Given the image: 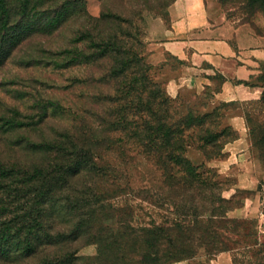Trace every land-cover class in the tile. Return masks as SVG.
I'll list each match as a JSON object with an SVG mask.
<instances>
[{
	"label": "rangeland",
	"instance_id": "rangeland-1",
	"mask_svg": "<svg viewBox=\"0 0 264 264\" xmlns=\"http://www.w3.org/2000/svg\"><path fill=\"white\" fill-rule=\"evenodd\" d=\"M168 1L84 0V4L87 14L92 17L99 16L101 12H111L130 18L132 26L122 23L119 28L115 25L112 31L122 39H127L124 34L128 32L135 34L136 41L141 44L135 48L145 54L147 42L155 35L154 31L158 33L169 25ZM5 2L8 8L14 9L22 0ZM62 2L31 0L29 10L32 8L33 13H38ZM205 5L210 22L220 26L225 35L242 29L264 39V0H205ZM18 18L11 15L9 24ZM6 20V17L0 16V25L5 24ZM82 28V18L71 19L51 35L29 36L6 57L0 56V163L11 167L15 163L32 162L27 154L10 144L20 137L40 142L66 129L77 135L89 134L98 140L94 149L101 153L98 163L105 167L108 175L105 177L107 183L103 184L106 192L101 193L113 207L108 211L114 217L113 222H127L135 228H170L166 231L170 232L171 250L175 254L169 264H215L217 255L231 249L233 264H264V242H259L253 235L256 230L264 231L259 220L260 212H264V178L256 190L234 188L235 172L221 169L227 166L221 162L228 156L224 149L220 152L222 141L227 138L223 136L217 142V148L211 145L202 148L199 142L191 141L185 145L183 156L193 165L203 164L216 173L209 178L210 175L205 176L206 183L216 184V188L204 192L188 189L192 181H181L182 174H175L168 167L157 164L152 156H147L140 147L127 141L120 129L112 132L109 123L115 120V114L112 115L115 104L107 100L113 96L114 90L111 84L96 83L92 79L106 72L107 61L66 69L54 68V65L72 61L71 57L86 47L84 43L74 49L71 43ZM3 32L0 26V44L2 37L7 35L3 36ZM3 43L7 50L13 44L10 37ZM43 50H66V53L51 57ZM48 63L52 64L47 67ZM167 63L172 67L177 66L173 59H168ZM149 64L151 77L176 101L175 107L170 110L174 119L184 115L187 108L196 116L217 105L212 100L222 82L217 74H209L211 86L196 92L185 87L170 88L168 83L172 74L159 65ZM263 73L264 70L258 76ZM258 76L247 84L261 88ZM74 81L76 83L73 85ZM261 93L258 99L245 101L243 108L248 139L253 147L251 157L256 161H264V97ZM46 101L56 103L61 108L67 106L68 113L49 117L35 126L40 116L39 106ZM220 103L224 113H230L238 104ZM221 111L216 110L213 126H209L212 134L218 133L216 131L224 122L228 123L225 117L220 124ZM14 124L27 127L14 130ZM216 151L221 155L211 158ZM110 172L115 175L113 179ZM248 198L253 199L248 216H233L231 212L243 207ZM137 245L133 250L135 254L138 252ZM96 252L95 245H79L76 256L80 262L87 261Z\"/></svg>",
	"mask_w": 264,
	"mask_h": 264
},
{
	"label": "trees",
	"instance_id": "trees-1",
	"mask_svg": "<svg viewBox=\"0 0 264 264\" xmlns=\"http://www.w3.org/2000/svg\"><path fill=\"white\" fill-rule=\"evenodd\" d=\"M30 2L22 0L13 9L0 0V16L7 19L0 25L3 36L7 34L2 37L0 56L6 57L29 36L51 35L69 20L82 18L83 28L71 43L74 49L78 44L86 43V47L78 50L72 61L53 64L54 68L107 61L106 72L92 79L111 84L114 90L107 100L115 104L112 113L115 120L109 123L110 130L120 129L127 141L152 156L157 164L182 174L181 181H192L188 189L204 192L216 188V184L206 183L205 177L214 176L215 171L203 164L193 165L182 152L189 141L199 142L202 148L206 145L217 148V142L226 136L222 152L226 143L238 137L237 131L224 122L222 103L196 116L187 108L184 115L174 119L170 110L176 101L151 77L146 53L135 48L141 45L136 35L128 32L124 34L127 39H122L112 31L122 23L132 26L130 18L111 12L92 17L85 10L84 0H63L58 6L38 13L29 10ZM11 15L19 18L10 25ZM7 36L13 43L8 50L3 43ZM42 52L59 57L66 50ZM258 81L264 97V73L258 76ZM39 108L35 126L49 117L68 113L67 106L61 108L48 101ZM216 110H222L220 124H224L221 131L212 134L209 126H213ZM23 127L27 125L14 124L12 129ZM78 134L66 129L40 142L20 137L10 143L32 162L11 167L0 163V264H169L175 254L171 250L170 232L166 231L170 228H135L127 222H113L114 217L108 212L113 207L101 193L105 191L103 184L107 183L108 175L98 163L102 156L94 149L98 140L89 134ZM220 152L216 151L211 158L221 155ZM110 174L113 179L115 175ZM90 244L96 246V255L80 262L77 247Z\"/></svg>",
	"mask_w": 264,
	"mask_h": 264
},
{
	"label": "crops",
	"instance_id": "crops-1",
	"mask_svg": "<svg viewBox=\"0 0 264 264\" xmlns=\"http://www.w3.org/2000/svg\"><path fill=\"white\" fill-rule=\"evenodd\" d=\"M169 25L160 32L154 31L147 42V61L159 65L172 74L170 88L185 87L200 92L211 86L209 74L222 77L220 89L212 100L237 102L230 113L225 112L229 125L238 137L225 144L228 153L221 167L235 172L234 188L256 190L264 178V161L251 157L253 147L248 139L244 118V103L258 99L259 86L247 83L256 79L264 69V39L258 35L236 29L225 35L220 26L210 22L205 0H174L168 7ZM262 38V39H259ZM177 62L176 67L167 63ZM253 199L245 200L243 207L232 211L235 217H246ZM259 242H264V231L253 233ZM231 250L224 251L214 259L215 264H233Z\"/></svg>",
	"mask_w": 264,
	"mask_h": 264
},
{
	"label": "built area",
	"instance_id": "built-area-1",
	"mask_svg": "<svg viewBox=\"0 0 264 264\" xmlns=\"http://www.w3.org/2000/svg\"><path fill=\"white\" fill-rule=\"evenodd\" d=\"M259 220H260V225L264 227V212H260L259 214Z\"/></svg>",
	"mask_w": 264,
	"mask_h": 264
}]
</instances>
